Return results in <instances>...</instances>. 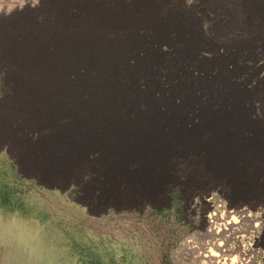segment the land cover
Listing matches in <instances>:
<instances>
[{
  "label": "rangeland",
  "instance_id": "1",
  "mask_svg": "<svg viewBox=\"0 0 264 264\" xmlns=\"http://www.w3.org/2000/svg\"><path fill=\"white\" fill-rule=\"evenodd\" d=\"M122 1L0 0V264H216L205 256L218 254L220 245L226 264H264V152L254 128H233L264 130V101L257 98L264 93V53L238 60L233 77L253 122L243 118L237 97L203 71L219 51L227 53L228 42L246 39L243 0H140L150 4L142 10L148 21L135 23V0ZM216 3L220 9L211 7ZM176 9L194 16L202 33L204 21L208 30L219 24L225 32L218 50L200 45L202 69L186 67L193 80L210 77L217 95L187 83L172 97L182 75H156L160 33L172 40L163 46L167 61L190 37L170 25ZM106 15L115 21L104 24ZM134 35L142 47L131 56ZM24 47L31 49L30 66L18 61ZM90 49L100 62L119 54V69L89 61ZM76 57L66 68L63 60ZM56 59L62 67L53 69ZM135 60L152 71L140 96L123 65ZM58 77L55 88L68 93L43 99ZM108 81L129 88L127 101L100 95ZM152 94L160 96L157 106ZM189 94L196 99L191 107ZM66 101L68 108L54 105ZM222 126L232 127L229 135L216 130ZM235 150L243 156H229ZM223 206L249 217H239L237 231L226 236L210 228L211 214L224 213Z\"/></svg>",
  "mask_w": 264,
  "mask_h": 264
},
{
  "label": "bare ground",
  "instance_id": "2",
  "mask_svg": "<svg viewBox=\"0 0 264 264\" xmlns=\"http://www.w3.org/2000/svg\"><path fill=\"white\" fill-rule=\"evenodd\" d=\"M133 2L135 3V5L134 6L131 5V8H133V10H134L133 12L135 14L133 15V18H131L132 22L135 23V22H140V21H144V22L148 21V17L146 16L147 12L146 11L144 12L142 10L147 9V8L149 9L150 4H148V2H144V1L141 2L140 0H135ZM119 3H123V1L119 0ZM189 3H190V1L186 2L187 6ZM153 4H154V2H153ZM153 7H155V6H153ZM211 7L215 8V9H220L221 3H216L215 5H212ZM243 8H244V15L242 17V20H243V25L246 28L245 29L246 30V39L239 40V38H238L239 41H233V42L230 41L225 46L223 45L225 48V51L227 53L226 54L224 53V55H222L219 51L217 57L212 59L209 63L203 65L204 66L203 71L206 70V72H208V75L212 76L211 80H219L221 82V84H224L226 86V88H227L226 90H228L231 94H233L234 96L237 97V100L241 104L239 110H242L244 108V106H242V104H243V99L246 96L243 97L242 95H240V92H238V88H237V90L235 88V86H237V81L234 80L233 77H235L236 74H238V72H237L238 67L236 65L237 61L243 60V59H245V61H249L248 58L253 57L255 52L262 51V53H264V0H243ZM170 17H171V20L173 22L170 25L172 27H175V28H179V29L181 28V30H180L181 32L179 34V37L183 38L186 34L190 35V37L188 38V41L185 43L186 44L185 46H183L182 48H176L175 47V51L178 53L177 57L174 58L173 60L171 59L170 61H167V58L165 55L166 53H164L165 50H164L163 46H165V47L168 46V48H170L171 47L170 45L172 44V40L170 38H167L166 37L167 35L165 33H160V36H158L157 38H158L159 45L161 48H160V51L156 54V61H157V64L159 65L160 73L158 72L156 75H160V78H162V76H165V74H167V76L170 80L177 73H180L182 75L183 84L181 86H175L174 88H172V97L180 96L182 89H184V86L187 83L194 86V87H198V88H202V89L205 88V90H207L206 92L208 94L217 95V92L216 91L213 92L212 86L210 85V80H209L210 77H206L205 80H201V81L199 79L193 80L192 75L189 72V69L186 70V67L190 65L191 67H194L195 69H202L199 66L204 62V60H202V58L205 59V57L204 56L198 57L196 55V53L198 54V52H199L198 50H199L200 45H207L208 47H212V48H215L216 50H218V48L220 46H222V45H220V44H222L221 41H223L219 37H222L223 34H225V32H222L223 31L222 27L219 24H217V25H214L212 31H210L207 29V28H210V27H208V26H210L208 21H204L203 29L207 33H202L199 30V25L195 24L197 21H196V18H194V16H191L189 14L185 15V14H183V12H180L178 9H176V10H173ZM115 19L116 18H114V16H111V15H106L105 18H104V16H102V21H104V24L105 23L108 24L112 21H115ZM121 23H124V21H122ZM183 29H185V30H183ZM235 33H236V31H235ZM207 34L209 36H213V38L219 39L220 43L218 41L215 43L213 40L205 39L207 37L206 36ZM226 35H227V33H226ZM186 37H187V35H186ZM96 39H97L96 35H92L89 38V40L91 42H94ZM130 43L132 45V50H134V52H133L134 54L132 53L131 56L137 55L138 49L140 47H142L141 38L134 35V36H132V40ZM75 50L78 51L77 49H75ZM17 53H18V57H19L18 61L22 65L30 66V62H29L30 59H28V58L31 57V56H29V55H31V49L28 47H24L22 50H20V52H18V50H17ZM93 53H94L93 49H90V51L87 53V57H88L89 61L96 60L95 57H93ZM116 55H118V56H111V57L107 58V60H105V61L100 62V61L96 60L99 63L96 65L100 66L102 64H105V66H104L105 70L107 69L108 72H114V71L119 69L120 61H122L120 59L119 54H116ZM261 55H263V54H261ZM33 60H34V62H36L35 64L37 66L38 65H44L43 60H41L39 58L36 59L38 62L35 59H33ZM56 60H58V61L55 62L54 65L52 66L53 69H57L58 66L62 67V64L60 63L59 59H56ZM78 60H79L78 57H76L75 60L65 58L63 60V62H64V65L66 68L72 69V67L74 66V63L78 62ZM32 63H33V61H32ZM123 65L128 70H132V76H131L132 87L136 91V93L140 96L142 94V90L140 89V84L144 83L143 78L146 80L150 79V76H152V71L149 70L148 66L146 68V63L144 62V60L143 61L142 60H135V62L132 65L130 62L127 64L126 61H124ZM142 75H144V76L142 77ZM60 78L61 77H58L55 79V81H58V82H53V80H52L46 84L45 89L42 92V95L45 96V98H44V96H42L43 99H46L51 94H60V95L63 94L64 95V94L68 93L65 89L58 88V87L55 88V83L59 84L61 82ZM93 83L96 84V88L102 87L101 83L99 82L98 79H96ZM105 89H106V93L102 94V90H105ZM99 91H100V95L104 96V98H107L110 100L112 97H114V98H118L120 103H124L125 101H127V91H129V88L127 86H118V84L116 82L112 83L111 81H108V83L104 86V88L99 89ZM193 96H194V94H192V95L189 94V97L187 98L186 106L191 107L196 103V99ZM257 98H258V101L263 102L264 101V93H259ZM249 99L251 100L252 98L249 97ZM139 100H140V98H137V99L135 98V100H133V103L137 104L139 102ZM151 102L153 105L157 106L158 104H160V96L152 94ZM54 105H58V107L61 105L60 107L62 109V108H68L71 105V103L69 101H66L63 104L56 103ZM244 110L246 111V109H244ZM242 116L246 122H253V120L249 118L247 112H244L243 110H242ZM151 120H152V122L156 123V126L160 124V111H158L156 108L154 109V115H153ZM229 128H232V127L231 126L230 127L222 126V127L216 128V130L220 131L219 132L220 134L222 131V133H224V135H229V133H228ZM233 128H238L240 130H242V129L253 130V128H254L255 130H253V131H255L259 135L260 140H261V141L255 142L256 148L259 151L264 152V141H262L264 138V130L263 129H261L259 126H238V127H233ZM230 141L232 143H234L233 142L234 140L230 139ZM230 141L228 144L231 143ZM221 154L223 156L227 157L226 154H224L222 152H221ZM227 154H229V153L227 152ZM229 156H232L235 158H241L243 156V153H242V151H236L235 150V151L231 152V154ZM222 208H223V212L225 213V211H227L226 206H223ZM214 211L215 212L212 213L211 214L212 216L210 217V228H212L211 230H214V229L217 230V233L222 232L223 234L222 233H219V234H222L223 236H226L225 234L227 232H231V233L233 232L234 233L235 231H237L240 219H241V221H244L248 217V215H246V211H243V210L239 212L240 215L238 214L239 215V216L237 215L238 217L235 216V214H237V212L239 210L236 211L235 214L232 213L231 211H227L226 216L224 213H219V210H217V209H215ZM239 217H240V219H239ZM189 243H193V242H189ZM193 245L194 244H192L191 246H193ZM222 247H223V245L219 246V248H218L219 253L218 254L212 250H209V255L205 256L206 262H213V261H211V259L216 258V264H226L227 258L226 257L223 258L221 256H218L219 254H224V252H223L224 250L222 249Z\"/></svg>",
  "mask_w": 264,
  "mask_h": 264
}]
</instances>
